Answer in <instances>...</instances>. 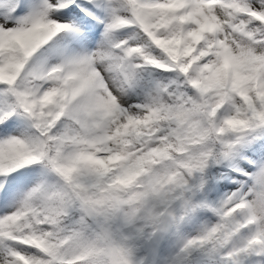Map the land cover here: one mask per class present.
Instances as JSON below:
<instances>
[{
  "label": "snow or ice",
  "instance_id": "obj_1",
  "mask_svg": "<svg viewBox=\"0 0 264 264\" xmlns=\"http://www.w3.org/2000/svg\"><path fill=\"white\" fill-rule=\"evenodd\" d=\"M0 264H264V0H0Z\"/></svg>",
  "mask_w": 264,
  "mask_h": 264
}]
</instances>
